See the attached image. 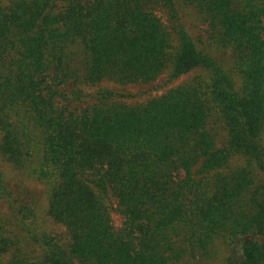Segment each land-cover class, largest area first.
Returning <instances> with one entry per match:
<instances>
[{"label": "trees", "instance_id": "obj_1", "mask_svg": "<svg viewBox=\"0 0 264 264\" xmlns=\"http://www.w3.org/2000/svg\"><path fill=\"white\" fill-rule=\"evenodd\" d=\"M238 241L225 264H264V0L0 1V264H211Z\"/></svg>", "mask_w": 264, "mask_h": 264}, {"label": "rangeland", "instance_id": "obj_2", "mask_svg": "<svg viewBox=\"0 0 264 264\" xmlns=\"http://www.w3.org/2000/svg\"><path fill=\"white\" fill-rule=\"evenodd\" d=\"M2 1V0H0ZM7 1V0H5ZM158 11L160 9H157ZM161 13H163V10H160ZM193 12V11H192ZM188 13V10L185 12ZM193 16H185V20L187 21V26L190 28L191 32L193 33L194 37L198 38L199 41L202 43L203 41H206V33L204 31L207 29V25L203 22H200L198 19H196V16L192 14ZM164 20H167L166 15H163ZM202 44H206V42H203ZM216 55L223 61V63H229V56L224 53V51H216ZM225 61V62H224ZM189 77V75H185L181 77L180 79H176L174 82L169 83L168 85H164V79H161L160 81H157L152 84H130L128 86L118 85L113 82L106 83V86L111 87L112 89H115L117 91H120L124 94H126V97H123L127 101H142L147 99L149 96L162 93L165 91L169 86H175L183 82ZM146 91H149L146 93ZM238 164L243 163V160L237 161ZM6 166V165H3ZM9 170V169H7ZM10 172H13V170H9ZM15 176V175H14ZM12 183L17 187V189H20V182H17L12 179ZM27 189L31 190L36 195L37 200V208L40 212V223L42 225V229L51 232L53 235H55L61 243H65L69 239V234L65 226L62 224L54 221L48 214H47V207H48V193L46 192V185L43 183H39L33 180H28L25 182ZM113 217L116 222V224L122 225V217L120 214L114 210L113 211ZM240 241L236 242V244L228 246V244H224L223 242H218L217 247L213 251L214 253V259L211 264H225L226 260L229 256H235L237 248H239ZM238 253L240 252L237 250ZM237 253V254H238Z\"/></svg>", "mask_w": 264, "mask_h": 264}]
</instances>
